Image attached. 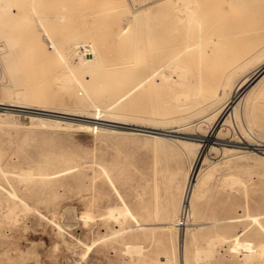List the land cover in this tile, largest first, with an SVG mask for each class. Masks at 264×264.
I'll return each instance as SVG.
<instances>
[{"label":"rangeland","instance_id":"1","mask_svg":"<svg viewBox=\"0 0 264 264\" xmlns=\"http://www.w3.org/2000/svg\"><path fill=\"white\" fill-rule=\"evenodd\" d=\"M16 1L0 29V43L6 36L17 40L14 66L1 61L0 54V87H13L14 93L0 102L38 109L0 105V264H186L188 254L195 256L193 264H245L232 241L243 228H252L251 214L264 218V74L261 81L252 82L255 77L239 88L237 84L250 73L264 71V0H233L225 6L218 4L221 0H201L203 7L212 4L219 10L207 19L204 36L213 41L204 46L201 66L204 74L216 77L218 89L215 101L188 111L167 102L163 87L138 84L133 73L125 83L111 82L109 91L94 94L98 106L42 102L50 92L66 96L78 90L76 94L85 96L88 92L77 79L89 80L90 73L76 69L62 85L56 79L70 72L71 63L31 52L36 35L53 50L41 12L64 13L63 18L44 21L58 24L50 29L67 33L74 47L96 50L108 72L128 71L135 65L132 50L128 41L116 38L117 32L131 11L163 0ZM31 2L37 11L28 9ZM4 6L0 4L1 14L6 13ZM165 12L161 5L136 18V26L146 25L148 59L166 54L167 35L154 29ZM172 34L179 35V29ZM178 76L174 71L173 77ZM16 109L30 111L28 120ZM39 109L52 112L36 113L48 112ZM146 125L185 129L188 134L165 131L171 133L161 138L133 130L148 129L141 127ZM210 133L219 140L205 142ZM178 136L193 145L178 144ZM53 154L70 160L58 164ZM190 168L194 182L199 171L214 169V184L193 200L200 224L194 227L193 253L180 247L174 227L160 223L161 216L154 213L156 207L169 219L179 213L172 199ZM27 171L33 175L29 180L24 178ZM125 208L131 213L120 212ZM217 218L219 223H210Z\"/></svg>","mask_w":264,"mask_h":264},{"label":"bare ground","instance_id":"2","mask_svg":"<svg viewBox=\"0 0 264 264\" xmlns=\"http://www.w3.org/2000/svg\"><path fill=\"white\" fill-rule=\"evenodd\" d=\"M232 1L233 0H221L218 4L225 6L227 3L229 4ZM15 3H17L16 0H0V4L5 5L4 7L6 8V13L4 14L0 13V29L3 25H6L5 17L13 13L12 6L15 5ZM202 3L203 2H201V0H163V1H156L153 4L149 5L147 8L139 10L137 12L131 11V15L129 16L127 21H125V24L119 28V31L117 32V35H116V38L118 40L128 41L130 43V48L132 50V59L135 62V65H132L128 71L126 69L122 71H116L112 69L108 72L107 70L104 69L103 64H102V59L100 58V56L98 55L99 53H97L96 50H94V52L92 51L88 53L89 49H86V52H83L82 49L77 48L76 45L74 47L67 33L61 32V30H59L58 28H55L52 30L50 29L52 26L54 27L58 26V24L51 23L50 25H48L44 21V19L47 21H51L52 19L63 18L64 13L51 15V13H48L47 11L41 12L40 20L45 30L49 32L48 36L51 39L53 50L50 53L49 48L45 47L43 42L41 41L40 35L39 36L36 35V36H33L32 38L31 52L34 55L39 54L38 56L45 60H48L50 58V59H56V60L63 61V63L64 62L69 63V64L71 63L70 72L63 74L61 78L59 77V79H56L57 81L58 80L61 81L62 85L66 86V84L69 83V81L71 80V74H73V72H76V69H84L86 72L90 73L89 80L77 79L80 85L85 87L86 91L88 92L85 96H80L76 94L78 90L76 92H71L70 95L69 93H67L68 96L67 95L62 96L60 94H55L54 92L52 93L50 92L45 98H42L43 99L42 102L46 103V105L47 104H60L63 106H68V107L70 105L71 106L75 105L76 107H80L84 102H91L98 106L99 104L95 99L96 94L109 91L112 87L110 86L111 82L113 84L119 83V81L120 82L122 81L125 83V81H128L129 79L128 75L133 73L134 79L138 80L137 82L138 84L142 82H150V84L155 85L156 88L163 87V89L165 90L167 94L166 95L167 102L173 103L174 107H176L178 110L180 109V111H188L190 109H197V108L199 109L203 105H208L212 103L217 95L218 81L216 80V77L213 76L212 74L210 73L204 74V72L201 69V66L203 64L204 57H205L204 56V52H205L204 46L207 45V43L209 44L210 42L213 41L209 38H205L204 36L205 27L210 22V20L214 16L217 15L219 10L215 8L212 4H210L209 6L207 5L203 7ZM161 5L162 6L164 5L166 12L161 17H159L161 23L159 22L160 24H156L154 29H156L155 31H157V33H159L160 35H163V34L167 35L164 39L167 44L166 49H165L166 54L164 57L159 54L153 55L151 56V59H148L150 57V56L148 57V55L150 54L148 51H146L144 47L147 36L145 37V35H143L145 33V32L143 33V29L144 28L146 29V25L140 24L136 26L135 25L136 18L138 14L145 13L146 11L147 12L150 11L151 13H153L154 9ZM28 9L37 11L36 5L33 2L30 3V7ZM23 11H24V7L23 9L18 10L19 14L24 13ZM207 19L209 22L207 21ZM177 29H179V35L175 36L172 33ZM151 38L150 40L154 41L152 43H155L156 40L151 39ZM78 40L79 41H77L76 44L80 42L82 39H78ZM16 44H17V40L14 37H11V36L5 37L4 43H0V54L4 57L3 60L0 58L1 61L10 62L11 66H14L16 64L14 63V60L17 57L15 53ZM209 52L210 51L206 49V53H209ZM165 64H168V65L166 66V68L162 69V67ZM194 67H198V69L194 70ZM174 71L178 73L179 75L178 78L173 77ZM263 74H264V71H262L261 73H259L258 71V73L256 74L250 73L237 84V87L239 88V86L242 84V81L247 80V79H253L256 77L255 80L252 81V82H255L258 79H260ZM158 78L161 80V82L159 83H157ZM137 83L135 85H138ZM234 84L235 82L233 83V85ZM131 90L132 89L127 90L125 94H123L120 98L128 95L131 92ZM13 93H14L13 87L11 88V90H8L5 87H0V97L10 96L11 98H13ZM17 95L19 97L20 93L18 92ZM24 96L27 97L28 94L25 93ZM0 105H9V106H16V107H25L29 109L30 108L38 109L36 107H31V106L29 107V106L17 105V104H8L4 102H0ZM105 107L107 106L105 105ZM39 110H47L48 112L43 113L44 112L43 111V112H36V113L48 114L49 112H52L51 110H48V109H39ZM13 111H18L17 115L22 116L23 119L25 120H28L27 113L30 111L28 112L19 111V109H16ZM8 113L9 112L7 110L3 112V114H8ZM13 115L15 116V114ZM43 117H45V115ZM92 120L94 123H99L98 119L94 118ZM116 122L120 123L119 121H116ZM125 124L127 125V123ZM141 127H145L148 129L153 128L154 130H157L158 132L144 130V129L135 128V127H133V130H137V132L139 130H142L143 132H146V134L151 133L153 134L154 137H161V138L169 136V134L163 133L165 131L182 133L185 135L187 133V130L185 129L169 130L166 127L160 128V127L148 126V125L141 126ZM129 128L132 129V127H129ZM215 133L213 134L210 133V135H205V138H204L205 142L210 144V143L215 142V140H219V138L216 136ZM179 136L177 137L178 140H175L178 142V144L180 141L182 145L187 146V147L188 146L190 147L193 145L191 144V142H188L185 140H179ZM155 141L158 142V140H154V142ZM149 143H150L149 141L145 142V144H149ZM52 158L58 164H65L69 162L70 160V157L64 154H53ZM69 168L70 167L66 169H69ZM194 174L195 173L192 172V169L190 168L187 174V181L182 186L181 191H180V192H183L181 195L180 201L178 197L180 192L177 193L178 195H176V199L175 197L172 199L173 205H175L176 207L179 205V211H178L179 213L177 215L169 219V217H164L161 215V211L158 207H156L154 210V213L161 216V218H157V219H160L159 220L160 223H162L163 225L168 224L174 227V229L176 230V234L179 237L178 239H179L180 247L183 248L184 246V250H186L188 253H193V250H194L193 248H194L195 237H196L195 236L196 232L194 231V227L200 225L198 223V219H199L198 214H197L198 212L196 211V209H194L193 200L201 197L204 194V191L210 188V183L214 184V182H211L213 175H214V169L207 168L205 171H199V174L196 175V182L193 181ZM23 175H25V173H23ZM32 177L33 175L31 171L30 172L27 171L26 177L24 176V178L25 179L27 178L28 180ZM155 200H156V197H155ZM263 205H264V199H263ZM15 210L16 208L14 209V211ZM120 212L124 213V215L126 214L128 215V213H131V211L126 208L121 210ZM110 215H111V212H110ZM86 216L92 217L93 214L87 213ZM250 216H252V228L250 227L251 229H248V230L243 228L241 235H239L240 234L239 232L238 234L233 235L235 236V238L232 241L233 243L232 247L234 249L235 248L239 249L238 252L241 251L243 253L245 264H264V218L256 214L254 215L251 214ZM78 218H81V217H78ZM81 219H83V217ZM219 222H220V219L217 218L216 220H213L210 223H219ZM27 230H28V227H27ZM182 235L184 236L183 242H182ZM133 249L135 250L136 248H133ZM194 259H195V256L189 255V254L186 255V264H193Z\"/></svg>","mask_w":264,"mask_h":264},{"label":"water","instance_id":"3","mask_svg":"<svg viewBox=\"0 0 264 264\" xmlns=\"http://www.w3.org/2000/svg\"><path fill=\"white\" fill-rule=\"evenodd\" d=\"M140 129H142V128H140ZM144 130H149V131H157V130H154V129H144ZM158 132V131H157ZM163 133H171V132H163Z\"/></svg>","mask_w":264,"mask_h":264}]
</instances>
